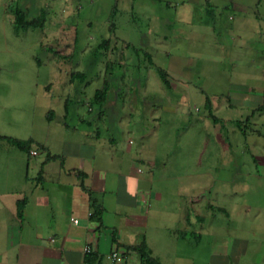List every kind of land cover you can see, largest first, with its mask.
Instances as JSON below:
<instances>
[{
    "label": "rangeland",
    "instance_id": "374dc122",
    "mask_svg": "<svg viewBox=\"0 0 264 264\" xmlns=\"http://www.w3.org/2000/svg\"><path fill=\"white\" fill-rule=\"evenodd\" d=\"M16 10L41 26L17 30ZM263 65L264 0H0V136L37 151L0 138V182L33 177L40 144L54 153L62 132L98 128L151 195L142 231L156 261L220 264L235 248L241 264H258L264 180L250 145L264 143L247 132L243 94L259 86ZM105 83L106 122L95 100ZM197 199L204 218L186 229L183 212L201 210ZM244 240L247 249L234 245Z\"/></svg>",
    "mask_w": 264,
    "mask_h": 264
},
{
    "label": "crops",
    "instance_id": "0c3cea01",
    "mask_svg": "<svg viewBox=\"0 0 264 264\" xmlns=\"http://www.w3.org/2000/svg\"><path fill=\"white\" fill-rule=\"evenodd\" d=\"M259 68L263 75L261 83L245 89L243 96L247 132L257 134L264 143V65ZM134 97L131 98L135 100ZM106 105L97 116L99 121H105V113L112 109L111 104ZM68 111L64 109L66 115ZM73 113L78 122H86L77 111ZM59 125L67 131L65 123ZM108 128L106 125V134ZM83 135L68 139L62 132L57 136L59 151L54 153L49 145L40 144L44 157L34 164L33 177L21 174L16 180L7 173L1 179L0 188L7 192L0 191V244L4 247L0 251V264H146L138 252L132 251L139 244L155 260L142 231L145 229L142 221L149 212L143 205L150 202L151 195L140 187L138 177L124 170V159L116 158L115 150L98 128ZM80 136L83 138L78 139ZM107 139L113 141L112 137ZM128 142L132 144L131 139ZM250 149L261 157V163H257L253 154L257 166L254 178L264 180V144L252 143ZM115 161L122 163L121 168L108 171L106 166ZM148 164L154 165L152 161ZM197 203L201 210L191 207L183 212L186 229L193 221L204 218L200 214L203 201L197 199ZM137 209L135 214L133 211ZM260 213L264 214V208ZM182 234L187 236L186 232ZM234 243L246 249L249 245L246 240ZM86 246L90 247L89 253L84 252ZM115 250L121 257L113 262ZM225 253H219L220 264H241V255L235 248L231 254ZM258 264H264V252Z\"/></svg>",
    "mask_w": 264,
    "mask_h": 264
},
{
    "label": "trees",
    "instance_id": "16d2710c",
    "mask_svg": "<svg viewBox=\"0 0 264 264\" xmlns=\"http://www.w3.org/2000/svg\"><path fill=\"white\" fill-rule=\"evenodd\" d=\"M14 13H15V26H16L17 30L28 29L29 27L36 28V27L41 26V24H42V21H40V20L39 21H35V20L34 21H26L23 18L24 14L20 10H16ZM107 45H108V41L103 40L101 45H100V48L106 49ZM81 75H82L81 73H75V76H81ZM162 76H163V79H165L166 74L162 73ZM73 79H74V77L72 76L70 81L72 82ZM107 85L108 84L105 83L101 89L96 90V92H95V100H97L99 102L100 107H103L108 101V100H106V97L101 96L104 93L108 92L109 88L107 87ZM99 97L101 98V100L99 99ZM68 107H69V100H66L65 101V109L67 110ZM0 138L3 140H7L8 142L15 144L18 148H20L22 150H26V151H29L30 145L32 143L31 140H28L26 142H21L20 140H17L14 138H9V137H1L0 136ZM132 251L138 252L141 255L143 262H145L146 264H159L157 261H155L153 258H151L147 254V252L145 251V248L142 244L134 246L132 248Z\"/></svg>",
    "mask_w": 264,
    "mask_h": 264
},
{
    "label": "built area",
    "instance_id": "2783aa9c",
    "mask_svg": "<svg viewBox=\"0 0 264 264\" xmlns=\"http://www.w3.org/2000/svg\"><path fill=\"white\" fill-rule=\"evenodd\" d=\"M30 155H32V156H36V155H37V152H36L35 150H32V151L30 152ZM71 221H72L73 223H75V224L78 223V220L73 219V218H71ZM90 251H91V250H90V247H89V246H86L85 249H84V252H85V253H89ZM120 257H121V254H120L118 251L115 250V251L112 252V261H113V262H115L116 260H118Z\"/></svg>",
    "mask_w": 264,
    "mask_h": 264
}]
</instances>
